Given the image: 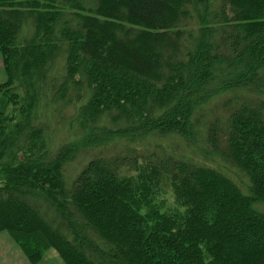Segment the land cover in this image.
I'll use <instances>...</instances> for the list:
<instances>
[{
    "label": "trees",
    "instance_id": "1",
    "mask_svg": "<svg viewBox=\"0 0 264 264\" xmlns=\"http://www.w3.org/2000/svg\"><path fill=\"white\" fill-rule=\"evenodd\" d=\"M0 54V232L30 264H264V0H0Z\"/></svg>",
    "mask_w": 264,
    "mask_h": 264
},
{
    "label": "rangeland",
    "instance_id": "2",
    "mask_svg": "<svg viewBox=\"0 0 264 264\" xmlns=\"http://www.w3.org/2000/svg\"><path fill=\"white\" fill-rule=\"evenodd\" d=\"M4 81H5V72H4V69H3V66H2L1 54H0V84H2ZM245 98H248V97H245V96L240 95V94H233V95H225V96L217 98L216 100H213L212 102H210L204 108V111L198 117V119L196 121L197 122V126H203L205 124H208L212 120L217 119V120H219V129L222 132V129L224 127L225 120H226V117L228 116V114L241 101H243V99L245 100ZM2 109H3V104H2V101H1V98H0V111H2ZM9 110H8V112H9ZM72 112L73 111L71 110V108L69 110L65 111V113L63 115L64 119L68 121V119L72 117ZM173 144L174 143H172L171 146H170L171 149H174V148L178 149V147L176 145H173ZM97 154L98 153H96V152H87V153L83 154L82 156H80L78 160L74 161L73 165L74 166H76V165L77 166H81L85 162V160L87 158H90V156L93 157L94 155H97ZM186 154H182L181 153V155H186ZM192 157L200 159V157L195 156V155H193ZM196 162L199 163L201 161L197 160ZM206 163H208V162H206ZM2 180H3V175L0 173V184H1ZM48 251H46L44 253V255L42 257V260H43L44 256L48 253ZM52 264H56V263L53 262Z\"/></svg>",
    "mask_w": 264,
    "mask_h": 264
},
{
    "label": "crops",
    "instance_id": "3",
    "mask_svg": "<svg viewBox=\"0 0 264 264\" xmlns=\"http://www.w3.org/2000/svg\"><path fill=\"white\" fill-rule=\"evenodd\" d=\"M64 264L54 250H49L40 264ZM0 264H30L21 249L6 232H0Z\"/></svg>",
    "mask_w": 264,
    "mask_h": 264
}]
</instances>
